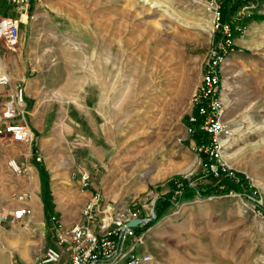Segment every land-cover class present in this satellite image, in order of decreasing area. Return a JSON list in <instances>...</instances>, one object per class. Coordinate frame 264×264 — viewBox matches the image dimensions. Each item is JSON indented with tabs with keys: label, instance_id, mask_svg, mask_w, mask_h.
Masks as SVG:
<instances>
[{
	"label": "rangeland",
	"instance_id": "obj_1",
	"mask_svg": "<svg viewBox=\"0 0 264 264\" xmlns=\"http://www.w3.org/2000/svg\"><path fill=\"white\" fill-rule=\"evenodd\" d=\"M54 1L56 23L52 15L45 16L42 33L46 50L56 48L48 63L64 83L42 101L47 104L46 131L27 142L26 152L40 156L36 163L46 168L50 182L52 177L58 232L65 236L80 221L88 201L84 189L111 202L152 207L171 192L169 181L182 184L179 176L194 186L213 184L186 120L213 43V17L205 3ZM2 6L0 1V10ZM34 9H28L31 19H37ZM240 11L230 15L242 31L235 34L234 60L228 61L229 54L223 70L224 130L219 141L229 138L230 157H224L223 148L220 152L227 173L246 180L252 190H245L264 200V17H259L264 0ZM241 14L252 18L242 20ZM9 53L0 47L3 63ZM80 77L87 84L79 83ZM115 134L117 142L108 144ZM9 152L13 150L5 146L0 151V215L19 205L16 185L25 180L8 169ZM85 174L89 187L83 186ZM152 225L147 250L155 264H264V220L239 196H196L176 203ZM48 226L45 240L28 220L0 223V264H12L22 252L42 253L51 239L58 242L57 230ZM162 234L169 241L165 248L156 245ZM66 259L68 255L58 264Z\"/></svg>",
	"mask_w": 264,
	"mask_h": 264
},
{
	"label": "built area",
	"instance_id": "obj_2",
	"mask_svg": "<svg viewBox=\"0 0 264 264\" xmlns=\"http://www.w3.org/2000/svg\"><path fill=\"white\" fill-rule=\"evenodd\" d=\"M34 1L10 0L20 13L27 11ZM193 1H203L211 13L214 36L203 64L202 81L193 96V111L187 116V132L193 137L200 129L209 135V140L197 145V149L207 155L204 169L220 179L229 170L220 152L222 141H219L224 130L223 70L228 55L235 48V31L242 29L238 20L234 27L231 23H222L223 0ZM254 1L257 3L254 4ZM258 3L259 0L245 1L234 14L256 7ZM242 17L244 18L241 14ZM20 31L19 19L0 17V47L3 45L8 50H17L20 45ZM0 65L4 66L2 60ZM0 87L5 88V91L0 92V148L3 143L11 141H34V132L27 117L25 84L14 81L3 67L0 72ZM36 160L40 161L41 157L37 155ZM7 165L17 177H25L30 173L29 166L21 164L15 157L8 158ZM83 181V186L89 187L87 174ZM227 195L244 198L254 214L264 220L263 198L247 190H231ZM29 197L28 192L16 195L19 202L27 201ZM32 214L31 207L21 205L12 211L3 212L0 222L23 220L30 218ZM57 219L55 215L52 216L50 224L58 232ZM157 219L155 203L152 207L133 202L116 203L108 201L104 194L95 191L82 208L80 221L70 226L65 236L59 232L57 236L61 245H68V264H155L153 255L147 250V239L152 223ZM133 220H139L136 226L130 225ZM64 253L62 248L47 246L32 264H58Z\"/></svg>",
	"mask_w": 264,
	"mask_h": 264
},
{
	"label": "crops",
	"instance_id": "obj_3",
	"mask_svg": "<svg viewBox=\"0 0 264 264\" xmlns=\"http://www.w3.org/2000/svg\"><path fill=\"white\" fill-rule=\"evenodd\" d=\"M0 1L3 3V6L0 10V17L3 16L19 19L21 26L20 45L18 47V50H10L11 53L6 56L4 66L0 65V72L4 67L9 72L14 81H22L25 84L28 123L30 124L34 132V141H36L37 135L43 134L46 131L47 104L46 102L42 101L47 98L48 92L52 91L53 89L57 90L59 86L58 84H61L62 82L64 83V81L59 79V76L56 74V72H54L53 65H51L53 63L51 61H49L48 63V60H51L54 56L53 54L56 51V48L51 47V49L46 50L48 40L42 33V27L46 26L45 16L52 15L54 18L53 23H56L57 12L51 10L52 5H55V1L35 0L30 8L35 6L34 15L37 19H31L28 10L26 12L24 11V14L23 12L20 13L19 9L12 5L10 0ZM253 13L257 15L260 14L257 12ZM247 16L248 15H245L242 20H244ZM259 17H264V14L261 13ZM65 23H67L69 27L72 26V24L67 21H65ZM238 31L240 32L242 30H236L235 34ZM239 39L240 38H236V42H239ZM234 50L230 53L232 59L234 57ZM48 53H50L51 55L48 56ZM79 79V83L87 84L86 77H80ZM4 89L5 88L0 87V92L5 91ZM97 90L98 92L104 91L101 90L99 86H97ZM98 97H101V95H98ZM3 146H5L7 150H13V152H9L10 156H8L7 159L10 157H15L21 164L27 165L30 168V173L27 176L20 177L25 180H23V182H19L16 185L19 190L17 191L16 195L28 192L30 194V197L27 201L24 202H19L17 200L19 205L13 208V210L21 205L29 206L33 209V214L30 218L27 217L23 220L18 221L28 220L29 223L34 224V230L41 232L46 240V232L49 227L47 210L50 211L52 215H55L51 204L54 201L52 198H50V195L52 194V192L50 194V188L53 189L52 177L50 182L48 179L49 173L46 168L45 170L47 174L45 175L41 171V169L44 167H41L36 163L37 160L36 158H34V154L31 153L29 155L26 152V149L28 148L27 142L11 141L3 143L0 151H2ZM92 192L93 191L91 189H84L82 191L84 200H88ZM52 237L54 236L52 235ZM166 239L167 237L165 236V234H162L160 241H158L156 245L159 248H165L166 243L169 242L165 241ZM50 245L64 249V257L65 255L69 256L68 250H66L65 247H63V245L59 243V241L55 242L51 239L50 244L46 245V247ZM46 247L44 249H46ZM42 253L29 254L28 252H22L20 259L15 258L12 264H32ZM68 262L69 260L66 259L65 264H68Z\"/></svg>",
	"mask_w": 264,
	"mask_h": 264
},
{
	"label": "trees",
	"instance_id": "obj_4",
	"mask_svg": "<svg viewBox=\"0 0 264 264\" xmlns=\"http://www.w3.org/2000/svg\"><path fill=\"white\" fill-rule=\"evenodd\" d=\"M248 0H223L222 3V23H231V25H235L233 21L230 19V15L234 14L244 3ZM249 18H252L250 16ZM247 18V20H249ZM217 35H215V39ZM235 49V48H234ZM187 120V118H186ZM197 145H201V143L205 140H209V135L202 132L200 129L197 130L195 135L193 136ZM203 162L205 163L207 160V155L205 153H201ZM43 174H47L45 168L41 169ZM209 176L212 177L215 182H218L216 186L213 184H202L199 183L198 185L194 186L190 182L188 178H184L183 176H179V179L182 181V184L178 186L173 180L169 181V186L172 188L171 192L166 195L160 196L156 201V212L158 220L162 219L166 212L172 208L176 203H180L183 201H190L193 200L196 196L201 197H209L212 195H225L229 193L231 190H236L238 192L244 191L245 188L252 190V187L249 183L246 182L244 179L236 180L235 178L231 177L228 173H223L222 176L219 178H215L214 175L208 173ZM198 178L195 176L193 179ZM246 185V187H245ZM179 192V196H175V194ZM54 216L51 214L50 211L47 210V219L48 223L50 224L51 217Z\"/></svg>",
	"mask_w": 264,
	"mask_h": 264
},
{
	"label": "bare ground",
	"instance_id": "obj_5",
	"mask_svg": "<svg viewBox=\"0 0 264 264\" xmlns=\"http://www.w3.org/2000/svg\"><path fill=\"white\" fill-rule=\"evenodd\" d=\"M146 1H148V0H146ZM194 2H197V1H194ZM200 2H203V1H199V2H197V3H200ZM157 2H152L151 3V5L152 6H154L155 4H156ZM204 3V2H203ZM206 6V5H205ZM232 60V58H229L228 59V61H231ZM93 70V69H92ZM119 126V125H118ZM229 138H225V137H222L221 138V141H222V148H223V152H224V154H225V158H229L230 157V155H229V152L227 151V149H228V147H230V146H227L228 144H227V142H229V140H228ZM117 140H118V138H117V136H116V134L112 137V139H110L109 141H107V143L109 144V142H110V144L111 145H114L116 142H117ZM121 140V139H120ZM143 144V143H142ZM123 146V145H122ZM154 148V147H153ZM158 148V147H157ZM158 150V149H157ZM148 151V150H147ZM128 152V151H127ZM222 152V151H221ZM236 153V152H235ZM132 154V153H131ZM124 155H125V152H124ZM130 155V154H129ZM126 157V156H125ZM124 157V158H125ZM142 157V156H141ZM153 157V156H152ZM138 158V157H137ZM230 159H232V157L230 158ZM229 159V160H230ZM227 160V159H226ZM144 161V160H143ZM142 161V162H143ZM145 163V162H144ZM143 163V164H144ZM230 163V162H229ZM142 166V165H141ZM138 167V166H137ZM150 170L148 171V172H146L145 173V176H147L148 174H150ZM144 175V174H143ZM54 182L56 183L55 184V187H59L58 185H59V183L58 182H56V180H54Z\"/></svg>",
	"mask_w": 264,
	"mask_h": 264
},
{
	"label": "water",
	"instance_id": "obj_6",
	"mask_svg": "<svg viewBox=\"0 0 264 264\" xmlns=\"http://www.w3.org/2000/svg\"><path fill=\"white\" fill-rule=\"evenodd\" d=\"M139 220H133L132 222H130V225L132 226H136L138 224Z\"/></svg>",
	"mask_w": 264,
	"mask_h": 264
}]
</instances>
